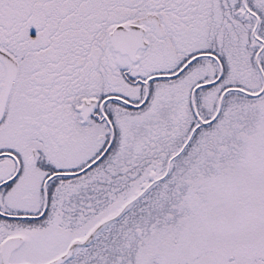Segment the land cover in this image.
<instances>
[{
    "label": "snow or ice",
    "instance_id": "1",
    "mask_svg": "<svg viewBox=\"0 0 264 264\" xmlns=\"http://www.w3.org/2000/svg\"><path fill=\"white\" fill-rule=\"evenodd\" d=\"M0 264H264V0H0Z\"/></svg>",
    "mask_w": 264,
    "mask_h": 264
}]
</instances>
